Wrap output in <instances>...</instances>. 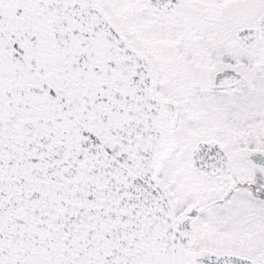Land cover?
Returning <instances> with one entry per match:
<instances>
[{
	"label": "snow or ice",
	"instance_id": "snow-or-ice-1",
	"mask_svg": "<svg viewBox=\"0 0 264 264\" xmlns=\"http://www.w3.org/2000/svg\"><path fill=\"white\" fill-rule=\"evenodd\" d=\"M0 264H264V0H0Z\"/></svg>",
	"mask_w": 264,
	"mask_h": 264
}]
</instances>
